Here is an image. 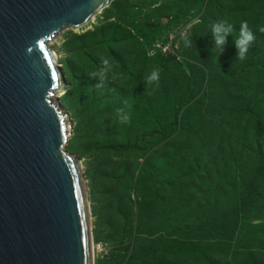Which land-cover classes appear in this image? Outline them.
Wrapping results in <instances>:
<instances>
[{
	"label": "trees",
	"instance_id": "trees-1",
	"mask_svg": "<svg viewBox=\"0 0 264 264\" xmlns=\"http://www.w3.org/2000/svg\"><path fill=\"white\" fill-rule=\"evenodd\" d=\"M154 4L115 1L102 22L71 38L75 46L63 61L71 70L70 96H85L91 142L118 162L115 209L131 238L130 196L138 181L136 222L142 224L147 207L150 213L161 208L162 219L150 217L159 258L169 264H264V223L253 216L264 206V0ZM221 19L235 30L218 53L208 25ZM245 20L256 40L240 61L233 38ZM188 26L191 48L176 36L172 55L148 54L147 47L166 45ZM102 58L112 68L98 86L91 74L103 67ZM156 69L159 88L145 83ZM116 108L130 115V124L120 122ZM134 235L147 234L138 228Z\"/></svg>",
	"mask_w": 264,
	"mask_h": 264
},
{
	"label": "water",
	"instance_id": "water-1",
	"mask_svg": "<svg viewBox=\"0 0 264 264\" xmlns=\"http://www.w3.org/2000/svg\"><path fill=\"white\" fill-rule=\"evenodd\" d=\"M114 0H0V264H94L92 219L48 45ZM85 31H88L86 29Z\"/></svg>",
	"mask_w": 264,
	"mask_h": 264
},
{
	"label": "rangeland",
	"instance_id": "rangeland-1",
	"mask_svg": "<svg viewBox=\"0 0 264 264\" xmlns=\"http://www.w3.org/2000/svg\"><path fill=\"white\" fill-rule=\"evenodd\" d=\"M115 1L117 0L112 3H115ZM153 1L158 4L161 0ZM112 3L108 8L97 14L94 21L88 23L84 28L65 30L48 45L49 50L59 64L58 67L61 74L60 88L55 93L52 102L66 116L69 126L70 139L64 147V151L67 155L76 159L81 166L83 177L81 180L87 195L92 219V255L94 264H126L127 259L135 261V264H154L153 260L158 263L169 264L165 258H159L158 253L153 252L156 245V237L159 233L150 222V217L152 222L154 217L162 219L159 216L161 215V208H157L155 213L154 211L150 213L152 207H147L142 224L136 222L138 218V181L135 183L137 187L132 188L130 196L134 203L135 215L132 234L135 236L134 233H138L139 228L147 235L143 238L135 236L137 240L133 236L129 238L131 230L124 226L117 209H115L119 191L113 177L120 175L118 164H116L118 162L114 161V155L109 153L107 149L106 154L101 153L98 151L99 147L91 142L88 133L93 128L88 125L93 124L91 114L82 112L85 96L80 99L70 96L73 91L71 70H66L63 64L66 54L75 46L71 38L73 36H81L82 33L86 32V29L91 30L92 26L97 25L99 20V22H102L105 12L110 10ZM189 29L190 27L188 26L179 33L172 34L168 43L164 46L161 45V42H156L153 46L147 47V50H149L148 54L157 51L156 53L160 55H172L171 48L177 47L176 36L181 38L183 34L189 33ZM153 161L156 162L154 159ZM112 167H115L114 171H112ZM165 205H169V200L166 201ZM167 212L170 213V211ZM123 215V212H121V216ZM176 215L178 216L179 213H176ZM253 216L259 222L264 223V206L260 209V212H256ZM192 217L195 220H202L201 214L196 209H192ZM156 249H159V247ZM189 249L186 248L185 251ZM161 255L171 256V253L164 252Z\"/></svg>",
	"mask_w": 264,
	"mask_h": 264
},
{
	"label": "clouds",
	"instance_id": "clouds-1",
	"mask_svg": "<svg viewBox=\"0 0 264 264\" xmlns=\"http://www.w3.org/2000/svg\"><path fill=\"white\" fill-rule=\"evenodd\" d=\"M212 39L214 40V48L218 53L223 52V46L226 43V38L233 34L235 26L229 23L227 20L221 19L216 21H210L208 25ZM260 32L264 33V28L259 29ZM181 40L185 48L192 47V40L190 34H183ZM256 40V35L253 29L249 26L248 21H242L239 25V33L233 38V43L236 49V59L244 61L247 58V53L250 47ZM103 67L91 74V78L99 81L98 86H103L105 81L108 79V73L112 68L109 60L102 58ZM159 70H153L150 74L145 77V83L149 86L154 85L155 88H159ZM115 113L117 114L121 123L130 124L131 117L124 111L123 108H116Z\"/></svg>",
	"mask_w": 264,
	"mask_h": 264
}]
</instances>
